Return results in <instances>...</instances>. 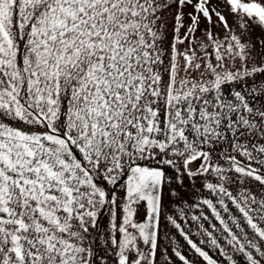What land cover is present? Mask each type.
Returning a JSON list of instances; mask_svg holds the SVG:
<instances>
[{
	"label": "snow or ice",
	"instance_id": "6c2138e0",
	"mask_svg": "<svg viewBox=\"0 0 264 264\" xmlns=\"http://www.w3.org/2000/svg\"><path fill=\"white\" fill-rule=\"evenodd\" d=\"M0 264H264V0H0Z\"/></svg>",
	"mask_w": 264,
	"mask_h": 264
},
{
	"label": "crops",
	"instance_id": "0c3cea01",
	"mask_svg": "<svg viewBox=\"0 0 264 264\" xmlns=\"http://www.w3.org/2000/svg\"><path fill=\"white\" fill-rule=\"evenodd\" d=\"M172 233L175 234L176 240L179 242V244L184 245L185 248L187 247L186 241H184L183 237L180 236V234L173 228ZM193 239H197V237L193 236ZM171 251V249H169Z\"/></svg>",
	"mask_w": 264,
	"mask_h": 264
}]
</instances>
